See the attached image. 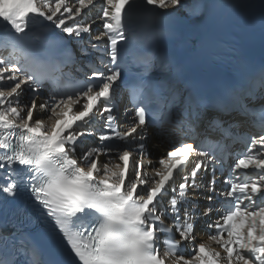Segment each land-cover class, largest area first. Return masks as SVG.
Masks as SVG:
<instances>
[{
  "label": "snow or ice",
  "instance_id": "obj_1",
  "mask_svg": "<svg viewBox=\"0 0 264 264\" xmlns=\"http://www.w3.org/2000/svg\"><path fill=\"white\" fill-rule=\"evenodd\" d=\"M102 2L104 31L92 35L85 10L94 0H0V49L9 53L0 57V210L27 197L0 223L9 264H58L41 259L49 245L66 255L62 264H264V104L245 103L264 88V61L253 66L233 50L229 75L212 89L186 82L163 49L171 32L146 35L134 21L163 25L179 14L168 9L196 15L210 4ZM49 32L58 41L75 38L91 57L86 71L77 69L86 79L58 77L33 57L31 40ZM121 89L134 108L124 132L116 127ZM97 116L104 126L94 133ZM242 123L246 136L233 131ZM165 125L185 138L157 167L147 132L166 137ZM93 134L99 145L84 149L80 138ZM241 140L246 150L229 162L230 143ZM249 168L254 178L241 180ZM200 198L208 204L198 212ZM204 217L209 231L198 241Z\"/></svg>",
  "mask_w": 264,
  "mask_h": 264
},
{
  "label": "bare ground",
  "instance_id": "obj_2",
  "mask_svg": "<svg viewBox=\"0 0 264 264\" xmlns=\"http://www.w3.org/2000/svg\"><path fill=\"white\" fill-rule=\"evenodd\" d=\"M198 3L200 4H204L205 0H197ZM189 5H191L192 0H188ZM103 2L102 0H94V5L90 6V10H87L88 12V16L86 17V22L88 24L91 25V29H92V35H96L102 31H104L103 29V19H102V8H103ZM168 12H177L179 11L178 17L183 18L184 20L187 21H195L197 20V17L202 15L204 10L198 12L196 15H191L189 14L188 11L184 10V9H168ZM199 18V17H198ZM80 19V18H78ZM31 31L33 32H37V29H31ZM59 30H57L58 32ZM66 36V34H63ZM68 41L72 40L73 42L71 43L72 46L74 47L75 51L78 54V58L80 59L81 63L86 64L87 61H89L91 59L90 56H86V55H81L80 51H79V46L74 42L75 38L73 37H68L67 38ZM92 43H100L97 42L95 40L92 41ZM5 53H1L0 57H4ZM82 64V66L84 65ZM22 99H24V97H22ZM43 101L41 99H37V104L42 103ZM34 115H37L39 117H43L45 118V120L47 121V114L42 113V112H35ZM49 124L51 123V121H47ZM103 126H104V121L102 118H100L99 116L95 117L94 123L92 125V128L90 129L91 131H93L94 133H97L99 131H103ZM117 130H119V128L121 127L120 125H116ZM83 139V148L84 149H88L90 147L93 146H98L99 145V141H98V136L96 134L93 135H86L84 137H81ZM163 138V137H162ZM162 138H156L155 136H150L147 140H146V144H147V148L149 153L151 154V158L154 160V158L156 159L157 156H160L161 153H163V151L166 149L167 143H166V139H162ZM92 139H94L92 141ZM79 151V149H78ZM101 160L107 161L108 157L106 156H101L100 157ZM155 162V160H154ZM146 163V161H145ZM156 166L160 167V165L158 164V162H156ZM204 195H208L207 193H205ZM199 204H200V211L208 204V201L206 199L200 198L198 200ZM197 232V240H203L205 237L203 234L200 233V229L196 230Z\"/></svg>",
  "mask_w": 264,
  "mask_h": 264
}]
</instances>
